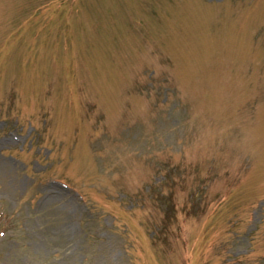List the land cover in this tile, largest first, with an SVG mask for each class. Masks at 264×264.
<instances>
[{"label":"rangeland","instance_id":"374dc122","mask_svg":"<svg viewBox=\"0 0 264 264\" xmlns=\"http://www.w3.org/2000/svg\"><path fill=\"white\" fill-rule=\"evenodd\" d=\"M256 263L264 0H0V264Z\"/></svg>","mask_w":264,"mask_h":264}]
</instances>
